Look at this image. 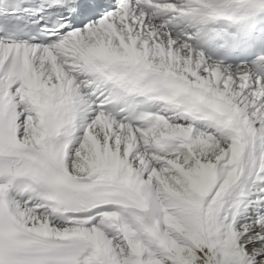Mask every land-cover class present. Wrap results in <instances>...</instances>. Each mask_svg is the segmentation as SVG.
Returning a JSON list of instances; mask_svg holds the SVG:
<instances>
[{
    "label": "bare ground",
    "instance_id": "obj_1",
    "mask_svg": "<svg viewBox=\"0 0 264 264\" xmlns=\"http://www.w3.org/2000/svg\"><path fill=\"white\" fill-rule=\"evenodd\" d=\"M171 2L177 23L184 25L179 34L168 33V25L156 20L149 26L153 37L144 29L140 34V27L135 30L136 47L132 49L124 29L117 27L111 32L107 27L99 28L89 33L81 46L63 52L67 68L53 58L41 64L37 71L36 82L55 87L59 92H74L83 110L89 111L88 117L94 116L97 122L100 120L97 123L99 129L95 130L93 127L86 129L91 124L81 122L79 140L82 139V144L76 149V154L82 156V161L80 165L68 162L70 174L74 178L77 175L87 178L99 168L117 169L124 165L133 170L125 181L133 197H138L137 203L122 205L123 208L101 205L105 217L117 221L113 231H117L114 234L124 235L121 236L124 246L105 231L110 227L107 224L113 223L112 220L99 218L100 222L91 229L59 227L50 221V205L45 206L49 213L45 217L28 215L26 222L37 231H49L61 237L85 236L90 246L82 260L85 264H245L244 259L249 263L253 260L244 256L239 243L233 242L232 221L254 203L250 199L253 186L262 188V184L257 182L264 183V146L259 142V138H264V78L253 70H234L208 62L196 50L193 41L202 20L189 15L196 9L191 8L186 0ZM118 38L125 42L128 54L134 51L148 67L177 73L182 79V86L188 91L194 86L206 88L211 97L202 96V99L217 110L228 124H206L208 129L201 135L202 143L184 145L176 158L171 155L160 157L167 161L166 164L159 160L157 165L152 163L147 167L150 154L139 151L138 142L140 137H150L151 140L154 133L131 127L120 132L113 126L117 121L99 115L93 103L86 99L87 87L69 75V71L81 75L84 64L92 55L106 50L122 55L124 49L119 48ZM26 129L25 140L36 143L40 135L35 118L26 122ZM170 131L183 136L185 127L175 126ZM211 131L213 134L220 132L219 136L226 143L210 137L213 135ZM101 132L104 140L100 137ZM107 137H112L110 144ZM123 144L126 146L123 147ZM138 153L140 157L137 158ZM178 158H183V161L180 163ZM135 161L140 168L136 167L139 173L133 168ZM183 162L192 163L194 168H184ZM215 168L216 173L213 172ZM151 170L153 174H149ZM145 171H148L149 180L143 177ZM164 171L175 172L178 179L171 177L172 173L166 176ZM152 178L155 186L150 183ZM261 193L264 202V192ZM206 199L209 202L203 208ZM260 203L256 205L259 207ZM235 248L241 250L240 254H236Z\"/></svg>",
    "mask_w": 264,
    "mask_h": 264
},
{
    "label": "rangeland",
    "instance_id": "obj_2",
    "mask_svg": "<svg viewBox=\"0 0 264 264\" xmlns=\"http://www.w3.org/2000/svg\"><path fill=\"white\" fill-rule=\"evenodd\" d=\"M213 133H214L213 131L210 132V134H213ZM219 134H220V132H218V134H213L211 136L210 135H208V136H210V137H212L214 139L215 138H219V140L221 142H224V139L221 138L219 136ZM200 140H201V137H200ZM200 143H202V141H199L198 143L196 142L197 145H199ZM224 143H226V142H224ZM122 146L124 147L126 145L123 144ZM199 148H203V146H200ZM140 149H142V148L140 147ZM141 152H142V150H141ZM179 154L180 153L178 152V154L175 155V156H173V158H176ZM151 155L152 154H150L149 156L151 158H153V156H151ZM202 156H203V160H205L206 155H205L204 152L202 153ZM138 157H140V154L137 155V158ZM166 157H168V156H166ZM211 157H210V159H211ZM81 158H82L81 155H79V156L77 155V159H76L77 161L74 162V164L75 165H80V161H82ZM161 158H163V157H161ZM161 158L160 157L159 158H153L151 161H150V159H148L147 162H146L147 167H149L150 164L153 163V160L154 159H157L156 165H157V163H158L159 160L164 161ZM193 158H196V157H193ZM178 161L181 163L183 161V158H178ZM214 161L215 160H214V157H213V162ZM135 162L133 164V166H135V167H133V168L135 169L136 172H138V169H140V168L138 167V163L136 162L137 163L136 164ZM186 163L185 162L182 163V164H184V166H183L184 168H186V169H193L194 168L193 165H192V163H188V162H186ZM136 167L138 169H136ZM159 167H161V166H159ZM152 171L153 170H151L149 172V174H151V173L153 174ZM147 172L148 171H145V176H143V177H145L146 180H149V178H148L149 174L147 175ZM164 173H165L166 176H169L170 173H172L171 174V177H173L176 180L178 179L176 177L177 174L175 172H168V171L166 172V171H164ZM214 173H216V172H214ZM140 177H141V175H140ZM152 179L153 180H151L150 183L153 186H155V184H154V182H155L154 181V178H152ZM174 179H172V180H174ZM260 184H262V186H263L262 188H256V186H253V195L250 196V199L254 203L253 204H250L249 207L247 206L245 209H243L241 211V213L238 215V217L232 221V224H233V227H234V229H233L234 232L232 234V240H233V242L234 243L235 242L239 243V245L243 248L244 256H246L247 258H251L252 257L253 260H254V261L251 260L250 261L251 263H249V262H247V259H244L243 262L245 264H264V211L261 212L262 209L264 210V205H263L264 202H262V199H263L262 198L263 197L262 194L263 193H261V192H264V183L261 182ZM211 194L213 195V191L211 192ZM259 195H260V197H258ZM156 196H158V198H160L159 193H157ZM200 198H202V197L200 196ZM258 202H261L260 203L261 206H259V207L256 205ZM257 208H259V209L261 208V210H259V209L258 210H254V209H257ZM243 230H245V231H243ZM116 233H117V231H116ZM115 235H116L115 240H117L118 242H120L121 246H124V243H122V239L119 240V235H117V234H115ZM121 236L124 237V235L122 233L120 234V237ZM236 247H238V246H236ZM240 251L241 250L239 248H235V252H236L237 255H238V252L240 254Z\"/></svg>",
    "mask_w": 264,
    "mask_h": 264
}]
</instances>
